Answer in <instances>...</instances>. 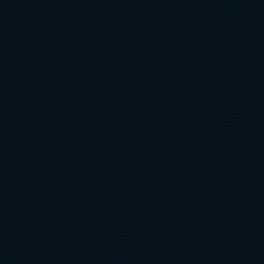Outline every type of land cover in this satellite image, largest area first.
Returning <instances> with one entry per match:
<instances>
[{
    "label": "water",
    "instance_id": "water-1",
    "mask_svg": "<svg viewBox=\"0 0 264 264\" xmlns=\"http://www.w3.org/2000/svg\"><path fill=\"white\" fill-rule=\"evenodd\" d=\"M0 264H264V0H0Z\"/></svg>",
    "mask_w": 264,
    "mask_h": 264
}]
</instances>
